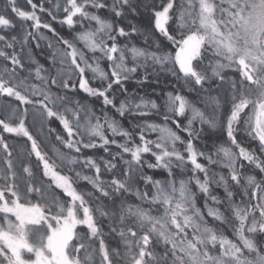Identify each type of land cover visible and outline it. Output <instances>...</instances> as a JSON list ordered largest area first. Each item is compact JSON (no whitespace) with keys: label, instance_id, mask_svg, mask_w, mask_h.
<instances>
[{"label":"snow or ice","instance_id":"6c2138e0","mask_svg":"<svg viewBox=\"0 0 264 264\" xmlns=\"http://www.w3.org/2000/svg\"><path fill=\"white\" fill-rule=\"evenodd\" d=\"M25 2L28 9L7 0L0 12V33L16 28L13 15L22 22L19 37L0 34V61L11 64L0 62V97L10 98L0 104V264H264V239H257L264 236V0ZM141 9L149 12L145 28L133 22ZM104 10L114 19L102 17ZM53 22L70 31L61 35ZM31 41L46 43L50 68L33 58ZM24 58L34 70L25 69ZM161 73L176 80L171 91L157 92ZM134 77L145 90L155 77V87L129 92ZM182 89L196 92L201 107ZM81 93L101 102L99 115ZM109 110L145 119L130 131ZM153 114L162 123L146 119ZM206 129L226 136L214 153L196 145ZM241 132L257 147L245 145ZM13 135L26 138L16 151ZM101 149L111 159L84 154ZM188 164L193 175L177 180L173 168L185 173ZM213 165L228 175L210 174ZM145 167L169 178L154 179ZM82 181L92 190L79 187ZM213 184L223 198L212 194ZM209 201L226 202L225 211ZM206 216L228 225L232 236Z\"/></svg>","mask_w":264,"mask_h":264},{"label":"trees","instance_id":"16d2710c","mask_svg":"<svg viewBox=\"0 0 264 264\" xmlns=\"http://www.w3.org/2000/svg\"><path fill=\"white\" fill-rule=\"evenodd\" d=\"M59 2L61 4H63V0H59ZM109 2H111V0H109ZM57 3V0H52V4H56ZM144 3H150V0H144ZM7 6V0H0V12H2ZM17 6L20 7V8H24V9H28V5L26 4L25 0H17ZM91 10V9H90ZM141 11L143 12V15L142 17H137V18H134L133 19V22L136 23L137 20H140L142 21L139 26L141 28H145L147 26V23H148V19H149V12L147 10H144V9H141ZM9 14L11 15V13L9 12ZM100 15L106 19H114V17L110 16L109 13L107 12V10H104L100 13ZM13 20H14V23L16 24V28L15 29H12V30H8L7 32L5 33H0V34H6L8 36H11V35H16V36H20L21 35V21L19 20V18L15 17L14 15L12 16ZM62 16L57 14V19H61ZM42 19L43 20H48L50 21L51 20V17L50 16H47V15H43L42 16ZM24 24V27L28 28L29 30H31V22L28 21V22H23ZM85 26H87V23H85ZM94 26V25H93ZM53 27H55L57 29V31H59L61 33V35H67L68 32L70 31L66 25H59L55 22H53ZM79 30V29H77ZM42 32H45L46 35H48L49 37L51 36V33L50 32H47V30H41ZM158 36V34H157ZM158 38L161 40L162 44H167L166 41L163 40V37H159ZM133 42H135L138 46L140 47H144V44H143V37L142 36H133ZM36 41H31L30 44H29V48H30V51H31V54L33 56V58L35 60H37L40 64H43L44 65V68L45 69H48L50 68L51 66V61H49L47 59L48 55H49V50L47 49V46H46V43L45 42H40V47L37 48L36 47ZM0 47H2V45H0ZM7 51L11 52V49H6ZM17 52L20 51L19 49V46H17ZM0 62H3V61H0ZM22 62L25 64V69H33L35 68V65L31 64V63H28L27 59L24 58L22 60ZM3 63H7L9 67H11V64H10V61H7V62H3ZM54 71V70H53ZM25 74H28L27 71L25 70H21L20 71V75L23 77L25 76ZM44 74H47V73H44ZM233 73H229V75H232ZM135 77L133 79H130L127 84H126V87L128 88V91L129 92H133L135 90V92H137L139 95H145L146 92L150 93L152 91V88L155 87V84H154V80H155V77L153 78V82H150L145 89H142L140 87H138L136 84H135ZM159 79L161 81V84H160V87L157 88V92H160L161 89H163L164 92H167V91H171L172 90V85H175L177 82L176 80L171 77L169 74L167 73H161L160 76H159ZM54 91H56V89L54 88L53 89ZM183 91V94L186 95L188 97L189 100H193L194 102H196V106L197 107H201V105L199 104V101H198V94L196 92H192V93H188L186 89H182ZM215 94V93H213ZM4 98V97H2ZM124 98L123 96L120 97V99ZM150 98L154 99L157 101L158 104H162V99L160 98H157L156 96H150ZM4 99H7L9 100L10 98H4ZM81 99L82 101L83 100H87L88 103L94 108V110L96 112H98V115L100 114V108H101V102L99 100H96L95 98H90V97H87L85 94L81 93ZM109 113H111L113 116H116V117H120L118 114H116L114 112V110H109ZM126 119V127L127 129H129L130 131L132 130V125L133 124H142L144 122V119L145 118H140V117H134L132 115H127L125 117ZM148 119L149 122H157V123H162V119L161 117L159 116H156L155 114H153L152 116L146 118ZM186 122V120H185ZM53 127H58L57 124H54ZM125 127V128H126ZM196 128H200L201 125L199 124V122L196 123L195 125ZM138 131V130H137ZM242 134L239 135L238 133V137H241L244 139V143L245 145H250L251 147L253 148H256L257 147V144L256 142H253L250 140V138L246 137L245 134L243 132H241ZM5 135H8V134H5ZM148 135V138L149 139H155L156 138V135L154 134V136L150 135V134H147ZM180 135L184 136L185 138L186 137V134L181 132ZM13 137H11L8 142L10 144V146H14L12 148L13 151H16L18 150L21 145L25 142L26 138H23V137H20L21 140L23 141V143H19L17 142V140H13L12 139ZM119 139H117L118 141L122 142L121 141V138L118 137ZM134 139H136L137 142L138 141V137H134ZM226 140V136L219 132V131H216L214 134H212L211 136L209 135V132L208 130L206 129L205 132L203 133L202 135V138L199 140V141H196V145L197 147L199 148V150L201 151H212L215 152V149L213 147V144L215 143L216 145H219L221 143H224ZM47 150V149H45ZM111 151H118V149L115 148V146H113L111 149ZM210 153V152H209ZM85 155H88V156H104L105 159H111V157H108L107 154H105L103 152V150H99V151H94V150H85L84 152ZM49 155H52L51 153H49ZM126 156V155H125ZM127 157V156H126ZM216 158V157H215ZM34 159V157H33ZM145 159H148L150 160L151 162L155 163L154 159L150 156V158L148 156H145ZM203 161V162H202ZM202 163H206L205 160H201ZM242 162V161H241ZM116 163L118 164V166H120L121 168H123V165L121 164L120 161H116ZM244 165H245V170L247 172H252V173H256L258 178H259V174L258 172H256V170L253 168L252 165L248 164V162L246 161H243L242 162ZM187 166H190V164L186 165ZM217 166V165H215ZM214 166V167H215ZM102 170H103V167H102ZM144 172L145 174L147 175H150V176H153L154 179H161V180H166L168 179V173L164 170H149L147 169L146 167L144 168ZM173 172L174 173H181L179 168H176L174 167L173 168ZM84 173L86 175H92L93 172L91 170H88V169H84ZM222 173L227 176L228 175V169L227 168H223L222 169ZM186 174V173H184ZM103 179L105 180H111L112 179V175L111 174H108V173H105V175L102 177ZM141 188H143V184L141 183L139 185ZM79 187L81 188H84L86 190H89L91 191V186L87 184L86 181H82L79 185ZM234 191H237V196L235 197L236 201L239 202L241 200V196L239 195V190L238 189H233ZM214 194V193H213ZM125 199L128 203H138V201L135 199V197H129V196H125ZM200 199V198H199ZM105 203H107V201H105ZM117 203H119V201H117ZM212 203V202H211ZM214 205V204H212ZM202 206L203 208V205H200ZM216 207H220V210L221 211H225V207L226 206H219V205H215ZM214 206V207H215ZM226 215H231L230 213L228 212H225ZM209 222L210 225L216 227V228H219V229H222L225 233V235L231 237L232 236V232H231V229L229 228L228 225L226 224H223V223H220V222H213L212 218H206ZM104 225H105V232L108 231L107 229V220H104L103 221ZM257 239H264V236L262 237H257ZM108 242H110L111 246L112 247H116L118 246L119 244V238L116 237L115 239H113L112 236H109L108 237Z\"/></svg>","mask_w":264,"mask_h":264},{"label":"rangeland","instance_id":"374dc122","mask_svg":"<svg viewBox=\"0 0 264 264\" xmlns=\"http://www.w3.org/2000/svg\"><path fill=\"white\" fill-rule=\"evenodd\" d=\"M206 55H211V53L210 52H208ZM44 74V73H43ZM28 74H25V76H27ZM46 75V74H45ZM31 82L32 83H38V81H36L35 80V78H34V72H33V77H32V80H31ZM54 91V90H53ZM143 95V94H142ZM78 98H81V97H78ZM148 98H150V97H148ZM123 99V98H122ZM150 99H152V98H150ZM9 102V100H7V99H4V98H2V97H0V104H7ZM13 103H14V101H13ZM97 114H98V112H96ZM110 115H112L111 113H110ZM113 116V115H112ZM115 117V119L118 121V122H120L121 124H123V126H124V128L126 127V120H128V119H126L125 117H116V116H114ZM172 127L175 129V125H172ZM126 129H127V127H126ZM153 134V135H152ZM154 134L155 133H151L150 135H152V136H154ZM242 133H239V135H241ZM110 135V134H109ZM155 135H157V134H155ZM238 135V134H237ZM13 138V140H17V142H19V143H23V141L21 140V138L20 137H16V136H12ZM241 137H243V136H241ZM111 138V137H110ZM117 139H119L118 137H117ZM24 145V143L21 145V146H23ZM205 152H208V151H205ZM210 153H214L213 152V150L212 151H209ZM208 152V153H209ZM127 156V155H126ZM125 156V159H130V157L129 156H127L126 157ZM149 158H150V155L148 156ZM214 158H215V156H214ZM202 160V159H201ZM57 163H59V161H56ZM203 162V161H202ZM243 162V161H242ZM215 165H213L212 167H211V169H210V174L212 173V172H222V169L224 168V167H222V166H219V165H217V166H215ZM187 168L189 169L187 172H185L186 174H184V173H175V178L177 179V180H180V179H188L190 176H192L193 174H192V172L190 171V169H191V165L190 166H187ZM200 175V178L201 179H203V174H199ZM212 194L214 193V195H218V196H220L221 198H223L224 197V190H223V188H221V187H218V186H216L215 184H213L212 186ZM192 190L194 191V192H196L197 191V189H196V186L193 184L192 185ZM200 198V199H199ZM209 204L211 205V206H215V205H212V203H211V201H209ZM197 205L198 206H200V205H203L204 206V196H203V194H199L198 195V198H197ZM219 206H226V202L224 203V204H221V205H219ZM201 208H202V206H200ZM216 207V206H215ZM203 209V208H202ZM206 218H207V216H206ZM208 218H211V217H208Z\"/></svg>","mask_w":264,"mask_h":264}]
</instances>
